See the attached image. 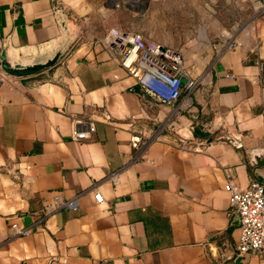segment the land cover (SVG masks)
<instances>
[{
	"label": "crops",
	"instance_id": "0c3cea01",
	"mask_svg": "<svg viewBox=\"0 0 264 264\" xmlns=\"http://www.w3.org/2000/svg\"><path fill=\"white\" fill-rule=\"evenodd\" d=\"M247 1L253 14L184 109L147 97L103 43L122 26L112 0H0L8 56L54 51L63 22L75 38L34 76L0 70V264H264V253L237 255L224 189L264 184V8ZM206 124L210 142L193 133ZM54 199L78 209L46 213Z\"/></svg>",
	"mask_w": 264,
	"mask_h": 264
},
{
	"label": "built area",
	"instance_id": "2783aa9c",
	"mask_svg": "<svg viewBox=\"0 0 264 264\" xmlns=\"http://www.w3.org/2000/svg\"><path fill=\"white\" fill-rule=\"evenodd\" d=\"M260 4L264 8V0ZM103 43L121 50V67L147 97L161 105L172 107L179 104L185 109L190 104L188 95L197 86L207 82V74L195 78L190 75L177 51L147 39L140 33L111 28L105 33ZM259 82L264 88V62L259 65ZM93 131L94 128L90 127L87 132L72 133L71 138L74 141L84 140ZM139 143V137L131 138V147L137 148ZM109 181L117 184V174L112 173ZM224 189L238 219L237 255L264 253V184L253 183L240 189L227 182ZM93 197L96 203L103 202L97 191H94ZM61 209L75 211L78 209L77 201L54 199L44 207L49 214ZM17 233L27 235L30 230H18Z\"/></svg>",
	"mask_w": 264,
	"mask_h": 264
},
{
	"label": "rangeland",
	"instance_id": "374dc122",
	"mask_svg": "<svg viewBox=\"0 0 264 264\" xmlns=\"http://www.w3.org/2000/svg\"><path fill=\"white\" fill-rule=\"evenodd\" d=\"M112 1L118 7L115 18L122 23L114 28L140 33L174 49L194 77L206 75L208 63L229 47L232 31L240 29L254 11L247 0ZM69 37L68 45L75 39Z\"/></svg>",
	"mask_w": 264,
	"mask_h": 264
},
{
	"label": "water",
	"instance_id": "95a60500",
	"mask_svg": "<svg viewBox=\"0 0 264 264\" xmlns=\"http://www.w3.org/2000/svg\"><path fill=\"white\" fill-rule=\"evenodd\" d=\"M61 32L62 35L60 37V46L54 51H50L46 54L14 58L12 56H8L5 49L0 48V70L10 77L24 78L34 76L52 68L62 58L68 49L70 37L67 33V27L64 22L61 26ZM216 132L217 129H215L210 124H206L201 127L197 126L193 129V133L197 137L206 139L208 142L212 140V136L216 134ZM222 136L234 141L235 143H238V139L234 136H230L228 134H224Z\"/></svg>",
	"mask_w": 264,
	"mask_h": 264
}]
</instances>
